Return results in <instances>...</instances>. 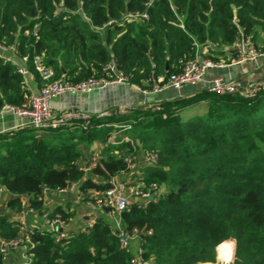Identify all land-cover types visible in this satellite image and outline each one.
<instances>
[{
	"label": "trees",
	"instance_id": "1",
	"mask_svg": "<svg viewBox=\"0 0 264 264\" xmlns=\"http://www.w3.org/2000/svg\"><path fill=\"white\" fill-rule=\"evenodd\" d=\"M259 29L264 32V0H0V42L30 59L43 53L56 77L65 70L71 83L113 78L104 68L114 61L130 84L145 87L205 56L204 47L221 53L243 36L257 46ZM257 48L264 51V40ZM27 94L17 66L0 57V110L23 106ZM155 105L94 114L85 128L1 131L0 187L13 195L8 207L23 210L27 196L29 207L44 213L45 190L74 182L83 194L106 191L112 178L129 171L127 156L149 150L159 160L144 166L142 179L164 195L120 214L121 228L140 235L143 261L215 262L217 247L232 240L228 264H264V87L254 97L202 90ZM197 105L204 110H188ZM114 123L123 129L118 143H107ZM125 136L133 143L119 142ZM94 141L103 147L88 177L79 161L82 146ZM13 216L0 212L6 241L20 235ZM58 216L69 221L73 213L62 206L48 211L49 219ZM29 238V264H134L103 215L76 233L57 236L34 227Z\"/></svg>",
	"mask_w": 264,
	"mask_h": 264
},
{
	"label": "built area",
	"instance_id": "2",
	"mask_svg": "<svg viewBox=\"0 0 264 264\" xmlns=\"http://www.w3.org/2000/svg\"><path fill=\"white\" fill-rule=\"evenodd\" d=\"M146 16V15H145ZM233 49L236 50V56L233 58L235 61L241 62L244 60H251L256 58L260 51L251 40L250 37H241L235 44ZM208 50L207 47H204ZM0 57L5 61L11 62L17 66L18 72L22 75L24 81V88L28 94L25 103L21 107L16 106H4L0 110V115L4 112H10L15 114L19 121L16 126H30L38 131H42L47 128H56L60 126L81 127L85 128L89 122L91 115L81 112H70L67 114L56 113L54 109V99L61 97L67 93H80L88 94L93 92L99 86H107L116 83H129L128 78L123 72L118 71L114 61L109 63L104 70H112L115 72V76L111 79L106 78H89L78 83H71L67 81L65 75L57 78L55 70L45 63L43 53L35 52L30 59L27 56L18 55V50L13 45H6L0 42ZM218 63L205 56H196L194 59L187 61L180 72L169 74L167 77L160 75L156 80L149 79L146 82L145 87L133 85L136 89L140 90L144 94L161 93L166 90L172 89L180 91L185 85H196L201 82L207 70L210 67L217 66ZM33 81L40 82L38 87L31 85ZM264 87V81H251L244 82L241 79L228 80L221 76L213 78L208 85L209 91L218 94H237L245 97H254ZM154 110H159L161 107L155 105L152 107ZM128 108H123L119 111H115L119 114H127ZM113 112H104L98 114L99 117L105 118ZM78 118L85 119L83 123L79 125H73V120ZM114 129L108 135L107 143H118L117 136L123 129L122 125L112 124ZM15 126V127H16ZM125 128H129V125ZM126 140H133L125 136L119 142ZM145 157L143 163L146 165H156L158 163V155L155 152L144 150ZM138 150L126 157L129 171L131 174L138 175L136 182L130 180H119L112 178L110 181L111 186L103 192L94 191L93 197L96 199L94 206H97L100 210H104L108 213V220L112 222L113 229L121 237L122 246L130 250V241L132 239H139L140 235L135 232L133 235L127 234L121 228L120 214L124 210H128L133 204L143 205L148 199H153L154 194L160 189L156 184L147 186L142 179V168L140 160H138ZM140 163V164H139ZM93 163L88 169L90 170ZM69 189L70 191L78 190L79 183L74 182L64 189H56L63 191ZM48 190V189H46ZM45 190V191H46ZM80 190V189H79ZM3 189L0 187V197ZM23 210L19 211L15 218L20 224V235L10 241H6L0 238V252L3 260L7 259L10 249L22 247L26 249L30 243V230L27 225V214L34 211L29 207L27 199L22 198ZM139 199H142L139 201ZM91 202V201H90ZM92 203V202H91ZM94 214L89 212L87 214V223L85 226H91L93 223ZM43 218L51 225L59 224L63 220L58 216L56 219H49L48 213L43 214ZM230 247L229 252L224 256H220L219 245L217 247L216 261L206 262L199 264H228L233 261L235 253V243L232 240L223 242ZM222 243V244H223ZM142 248L140 245L137 248L136 254L132 260L134 264H150L148 261H143L141 258ZM27 264V262L23 263Z\"/></svg>",
	"mask_w": 264,
	"mask_h": 264
},
{
	"label": "crops",
	"instance_id": "3",
	"mask_svg": "<svg viewBox=\"0 0 264 264\" xmlns=\"http://www.w3.org/2000/svg\"><path fill=\"white\" fill-rule=\"evenodd\" d=\"M233 47H226L221 53L210 52L204 49V55H213L218 63L217 66L210 67L200 83L192 86L185 85L180 91L172 89L166 90L161 93L144 94L140 90L136 89L130 83H116L107 86H99L93 92L88 94L80 93H67L61 97L54 99V108L59 110L60 114H67L70 112H81L90 115L101 114L104 112H115L123 108L134 107H146L155 105V103L165 100H172L176 97H183L196 91L207 90L209 82L218 76L225 79H241L244 82L251 81H264V51H260V54L251 60H244L241 62L233 59ZM32 86L38 87L39 82L33 81ZM202 104V103H201ZM190 107L189 109H191ZM192 109H197L200 112L204 110L203 105L194 106ZM19 119L13 113H3L0 115V132L10 130L14 128ZM103 143L100 141H94L91 144L83 145V157L79 161V164L86 171L89 168V164L95 163L102 150ZM144 152V149H141ZM140 150H138L139 153ZM144 160V159H143ZM143 162V161H142ZM88 163V164H87ZM143 165V164H142ZM144 168V166H142ZM142 168V170H143ZM115 178L119 180H130L136 182L138 175L131 174L130 172H120ZM94 191H89L83 194L79 189L70 191L69 189L59 191L56 189H48L44 192L45 208L48 211L54 209L56 206H62L66 211L72 212L73 217L69 221H63L59 224L51 225L43 218L44 213H40L37 210L29 212L27 214V225L29 228L38 227L43 231H49L55 233L57 236H63L66 234L76 233L84 229L87 223V214L92 212L94 216L103 215L108 219V213L104 210H100L93 203L86 200L87 197L91 198ZM164 190L160 188L153 195L155 199L162 197ZM13 195L3 191L0 197V212H12L14 218L19 214L9 208L7 203ZM26 198L27 196H23ZM139 246V239H132L130 241V251L135 256L137 248ZM31 261V256L27 254L26 250L22 247L12 248L9 250L7 259L4 260V264H23Z\"/></svg>",
	"mask_w": 264,
	"mask_h": 264
},
{
	"label": "rangeland",
	"instance_id": "4",
	"mask_svg": "<svg viewBox=\"0 0 264 264\" xmlns=\"http://www.w3.org/2000/svg\"><path fill=\"white\" fill-rule=\"evenodd\" d=\"M263 40H264V32L263 31H261L260 29H259V33H258V40H257V46H259V45H261L262 44V42H263ZM256 46V47H257ZM207 58H209V59H212L213 61L214 60H216V58L213 56V55H208L207 56ZM193 108V107H192ZM191 108V109H192ZM55 110H56V108H54ZM191 109H188V110H191ZM193 110H195V109H193ZM56 113H59V110H56L55 111ZM185 114H186V112H185ZM140 151H139V153H138V160H140V165H142V166H145L146 165V163H143L142 161H144L143 159H144V157H145V153L144 152H142V150L141 149H139ZM99 158V157H98ZM88 164V163H87ZM93 164V163H92ZM90 166H91V163L89 164ZM89 166V167H90ZM127 180V179H126ZM86 200H88V201H91L92 203H95V198L92 196L91 198H89V197H87V199ZM142 199H139V201H141Z\"/></svg>",
	"mask_w": 264,
	"mask_h": 264
},
{
	"label": "bare ground",
	"instance_id": "5",
	"mask_svg": "<svg viewBox=\"0 0 264 264\" xmlns=\"http://www.w3.org/2000/svg\"><path fill=\"white\" fill-rule=\"evenodd\" d=\"M226 246H227L228 248H230V247L228 246V244H225V243H224V244H222V245L219 246V250H220L221 248H223V247H226ZM228 252H229L228 249H226V250H221V251H220V256H224V255L227 254Z\"/></svg>",
	"mask_w": 264,
	"mask_h": 264
},
{
	"label": "water",
	"instance_id": "6",
	"mask_svg": "<svg viewBox=\"0 0 264 264\" xmlns=\"http://www.w3.org/2000/svg\"><path fill=\"white\" fill-rule=\"evenodd\" d=\"M63 73H66V71L63 70ZM4 113H10V112H4ZM87 176H88V177L91 176V171H90V170L87 171ZM183 191H184V189H182V188H180V189L178 190L179 193H182Z\"/></svg>",
	"mask_w": 264,
	"mask_h": 264
}]
</instances>
